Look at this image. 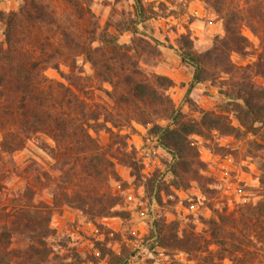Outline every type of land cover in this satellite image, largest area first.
Segmentation results:
<instances>
[{
    "label": "trees",
    "instance_id": "trees-1",
    "mask_svg": "<svg viewBox=\"0 0 264 264\" xmlns=\"http://www.w3.org/2000/svg\"><path fill=\"white\" fill-rule=\"evenodd\" d=\"M70 1L79 17L92 16L88 6L82 8L78 0ZM202 1L221 17L224 34L215 36L211 46L202 51L195 48L190 32L177 38L181 61L193 69L187 94L194 84L209 82L227 102L221 110L224 113L199 109L198 118H187L176 107L168 93L174 84L171 78L141 68L136 58L139 49L156 52V46L141 37L128 45L106 31L96 36L92 28L71 29L58 21L43 0H22L18 9L0 11V21L5 25L4 40L0 41V173L8 163L13 164L10 155L23 149L32 136L42 134L53 142L42 146L59 164L57 169L63 178L55 181L45 171L32 177L39 183L43 175L53 186L51 203L36 200L35 192L25 187L0 206V264H81L77 254L71 260L52 254L47 241L54 236L49 226L52 215L63 205L91 218L127 216L125 210L115 209L120 198L103 187L109 179H119L112 158L128 166L138 180L139 164L128 136L114 132L107 123L119 129L131 128L132 121L151 124L158 143L175 156L173 185L185 188L188 183H184L183 175L191 171L192 180L203 187L196 173L202 164L192 135L218 131L239 139L264 121V86L256 81L257 77L264 79V0H244L240 5L232 0ZM133 6L141 22L157 15L145 0H133ZM243 28L257 43L243 33ZM130 30L139 34L137 26L132 25ZM94 41L98 45H93ZM232 53L254 60L238 65L231 60ZM79 57L90 65L97 80L111 86L107 92L112 101L110 108L89 104L79 97L78 92L85 91L86 80ZM61 63L69 66L67 72L60 70ZM47 68L57 70L63 81L48 79L44 73ZM229 111L243 130L231 124ZM161 120L166 123L160 124ZM89 130L106 131L109 142L100 145ZM260 182L264 184V176ZM251 210L258 213L257 219H264V203L258 202ZM225 217L209 220L213 241L222 249L226 241L221 233ZM154 225L159 246L194 254L197 264H214L208 256H197L204 250L193 231L179 235L172 224L156 221ZM14 235L27 242L23 248L11 246ZM258 238L264 254V234ZM238 251L240 255L235 254ZM231 253L229 264H254L247 257L250 250L238 247Z\"/></svg>",
    "mask_w": 264,
    "mask_h": 264
},
{
    "label": "rangeland",
    "instance_id": "rangeland-1",
    "mask_svg": "<svg viewBox=\"0 0 264 264\" xmlns=\"http://www.w3.org/2000/svg\"><path fill=\"white\" fill-rule=\"evenodd\" d=\"M43 1L58 21L71 29L92 28L96 36L106 31L128 45L141 37L156 46L155 53L139 49L136 57L139 65L148 73L173 80L168 93L187 118H198L199 109L224 113L221 110L227 99L209 82L194 84L187 94L193 69L181 61L176 49L177 38L186 32L195 38V48L199 51L210 47L215 36H223L221 17L202 0H145L146 6L157 15L143 22L136 18L133 0H78L80 7L88 6L92 12V16L81 17L75 13L70 0ZM21 2L0 0V11L16 10ZM232 2L240 5L244 0ZM132 25L137 26L139 34L132 33ZM4 29L0 21V41L4 40ZM243 33L257 43L246 28ZM93 45H98V41ZM230 58L238 65L254 60V57L243 58L237 53H232ZM77 61L86 77L85 91L78 92L79 97L89 104L110 108L112 101L107 92L111 91V86L97 80L90 65L81 57ZM60 70L67 72L69 66L61 63ZM44 73L50 80L63 81L55 69L47 68ZM256 81L264 86V79L257 77ZM227 115L232 125L242 129L233 112ZM107 125L114 132L128 136L139 164L141 177L138 180L128 166L112 158L119 179H109L103 187L120 198L115 209L125 210L127 216L91 218L79 209L61 206L49 223L54 231V236L47 240L52 254L65 260L77 254L81 264H197L198 257L194 254L158 245L154 225L158 221L172 224L179 235L193 231L204 250L197 252V256H208L214 264H229L233 257L231 252L238 247L250 250L247 257L254 264H264V254L259 249L262 243L258 238L260 233L264 234V219H257L258 213L251 210L258 202L264 203V184L260 182L264 176V121L256 123L255 131L244 133L239 139L218 131L192 135V144L202 164L196 173L203 187L192 180L191 171L183 175L184 183H188L185 188L173 185L175 156L158 143L157 136L151 133V124L132 121L131 128L122 129ZM89 132L100 145L109 142L106 131ZM43 143L53 144L47 136L36 134L27 140L23 149L10 155L13 164L8 163L0 173V206L22 193L25 187L35 192L36 200L51 203L53 186L48 185L43 175L39 174V183L32 179L45 171L55 177V181L63 180L57 169L59 164L44 150ZM25 167L28 171L23 170ZM220 215L226 216L221 232L226 240L223 249L214 243L209 224L211 219L219 221ZM26 243L19 235H14L11 246L23 248ZM235 254L240 255V252Z\"/></svg>",
    "mask_w": 264,
    "mask_h": 264
}]
</instances>
